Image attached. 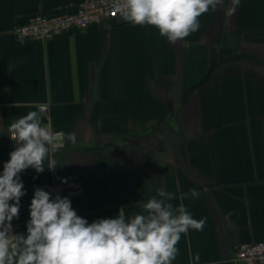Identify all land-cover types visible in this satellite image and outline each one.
<instances>
[{
	"label": "crops",
	"instance_id": "crops-1",
	"mask_svg": "<svg viewBox=\"0 0 264 264\" xmlns=\"http://www.w3.org/2000/svg\"><path fill=\"white\" fill-rule=\"evenodd\" d=\"M81 1L0 0V173L16 147L10 124L41 105L43 123L76 136L53 153L54 171L45 162L19 174L26 194L12 223L26 234L33 188L56 171L79 174L85 193L72 207L89 222L139 213L170 191L174 206L206 218L181 235L173 264L197 254L198 264H235L239 245L264 242V0H224L174 44L123 19L15 44L14 27Z\"/></svg>",
	"mask_w": 264,
	"mask_h": 264
},
{
	"label": "clouds",
	"instance_id": "clouds-1",
	"mask_svg": "<svg viewBox=\"0 0 264 264\" xmlns=\"http://www.w3.org/2000/svg\"><path fill=\"white\" fill-rule=\"evenodd\" d=\"M222 4L224 0H116L114 6L124 21L154 27L174 44L197 32L199 18ZM8 131L16 147L0 173V264H173L181 235L204 230L206 218H193L182 202L174 206L176 196L170 191L160 190L159 198L148 199L139 213L120 210L115 218L89 222L68 197L36 188L26 234L15 233L12 221L19 218L26 194L19 174L30 167L43 173L45 162L54 171L57 138L75 143L76 136L54 133L39 110L12 122ZM190 194L193 199L200 195L197 190ZM193 259L198 264L199 254Z\"/></svg>",
	"mask_w": 264,
	"mask_h": 264
},
{
	"label": "built area",
	"instance_id": "built-area-1",
	"mask_svg": "<svg viewBox=\"0 0 264 264\" xmlns=\"http://www.w3.org/2000/svg\"><path fill=\"white\" fill-rule=\"evenodd\" d=\"M116 0H83L73 13H57L47 15L43 12L36 13L22 25L13 28L12 36L15 44L24 45L33 42H47L57 37L73 33L86 32L109 24L113 20L122 19L115 8ZM42 114H47L48 105L39 106ZM55 130L52 125H48ZM65 134V133H64ZM66 149V138L58 137L54 153ZM36 188L52 194L55 197H68L70 200L83 196L85 186L79 174L64 175L54 172L52 179L46 183L36 185L31 193V199ZM13 224V231L18 233L17 224ZM235 264H264V242H248L239 245L234 254Z\"/></svg>",
	"mask_w": 264,
	"mask_h": 264
}]
</instances>
